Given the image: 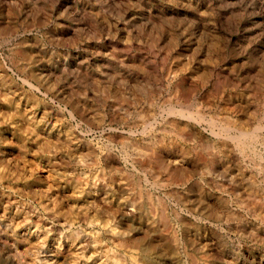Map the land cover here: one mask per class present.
Wrapping results in <instances>:
<instances>
[{
    "label": "rangeland",
    "instance_id": "374dc122",
    "mask_svg": "<svg viewBox=\"0 0 264 264\" xmlns=\"http://www.w3.org/2000/svg\"><path fill=\"white\" fill-rule=\"evenodd\" d=\"M118 263L264 264V0H0V264Z\"/></svg>",
    "mask_w": 264,
    "mask_h": 264
},
{
    "label": "bare ground",
    "instance_id": "6f19581e",
    "mask_svg": "<svg viewBox=\"0 0 264 264\" xmlns=\"http://www.w3.org/2000/svg\"><path fill=\"white\" fill-rule=\"evenodd\" d=\"M177 101H179V100H177ZM180 105H181V107L182 106H185V103H184V101H179L178 102ZM207 106V105H206ZM179 110V109H178ZM183 110V109H182ZM179 111H181V110H179ZM178 112V111H177ZM199 116H201V114L200 113H197V117H199ZM178 130H179V128H178ZM178 134H179V136H181V138H184V139H188V138H191V136H192V131L191 130H189V131H187V134H185L183 131L182 132H180V130L178 131ZM192 139V138H191ZM125 244V243H124ZM123 244V245H124ZM142 248V247H141ZM10 252V251H9ZM8 252V253H9ZM7 253V254H8ZM9 256V255H8ZM118 256V255H117ZM122 257V256H121ZM114 259V258H113ZM122 261V260H121ZM13 262V261H12ZM118 264H120V263H118Z\"/></svg>",
    "mask_w": 264,
    "mask_h": 264
}]
</instances>
